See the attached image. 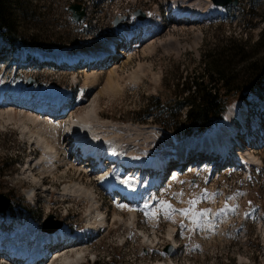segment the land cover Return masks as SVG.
I'll use <instances>...</instances> for the list:
<instances>
[{"label": "rangeland", "instance_id": "1", "mask_svg": "<svg viewBox=\"0 0 264 264\" xmlns=\"http://www.w3.org/2000/svg\"><path fill=\"white\" fill-rule=\"evenodd\" d=\"M71 2L85 5V16L78 23L71 19L67 10ZM173 4L207 12L205 17L200 15L199 24L173 23L164 17L165 11ZM216 7L211 0H16L13 14L21 40L39 44L35 47L44 50L64 48L84 53L102 41L100 39L115 35L113 20L116 17L120 19V25L137 28V25L133 26L139 21L133 14L137 9L145 13V18L159 14L164 29L156 31V36L147 39L138 49L134 48L130 56H111L110 62L108 59L86 71L82 66L71 70L38 65L30 57L26 64L16 67L18 63L13 61L15 54L3 50L0 55V81H3L2 76H6L4 83L7 86L31 81V87H44L56 93L69 90L75 95V100L69 106L68 116L72 114L79 118L90 105H95L99 122L109 123L98 128L96 133L99 136L104 133L107 143L116 144V150L119 147L124 155L130 152L131 158L136 160L149 157L151 169L156 171L152 158H156L159 152L161 155H174V148L188 138L204 139L201 135L183 137L185 134L179 125L176 132L171 127L174 126V117L160 121L163 113L161 106L173 104L178 96L187 94L184 81L191 80L202 70L204 55H217L219 47L229 40H237L243 44L240 56L244 59L239 62L234 60L236 64L233 67L239 80H246L252 66H264V0H238L236 6L228 4L219 7L215 13ZM154 18L156 20L157 16ZM154 25L152 29L149 25L147 30H156V23ZM136 38L133 37L132 41ZM123 46L117 44L121 51ZM86 72L94 73L96 77L87 78ZM73 75L76 77L74 82ZM80 99L83 102L78 105ZM6 107L9 109L12 106ZM230 108L240 109L237 116L244 108L247 119L245 130L240 127L233 134L228 128L227 133L233 136L234 149L240 148L235 144L243 147L237 151L239 156L243 155L241 165L219 166L215 160L202 158L198 168L185 164L175 178L169 179L165 174L177 160L168 162L170 166L161 185L148 190L149 200L135 210L133 217L110 198H101L103 192L94 183L96 174L88 177L93 179L91 184L84 177L88 169H82L80 165L81 176L76 168L68 170L62 164L52 174L39 175L37 182L32 184L26 177L25 167L43 154L33 134L37 131L36 127L24 120L29 129H23L20 116L0 117V193L11 202L6 214H17L19 220L28 214L40 226H52L54 222L61 221L71 231H82L90 238L79 246V251L84 256L92 252L97 264H159L169 257L175 264H264V142L258 141L257 137L264 130L249 132L250 119H264V94L260 97L251 95L246 101H232ZM184 113L182 108L178 120H184ZM60 118L63 127L64 117ZM122 125H127V130H123ZM38 132L40 136L48 137L46 130ZM66 140L68 136L63 141L65 149L60 150V158L69 148ZM53 143L58 146L55 141ZM129 145L133 147L129 148ZM127 168L128 165V171ZM144 174L150 176L148 172ZM73 182H80L95 192L94 199L101 204L107 227L98 235L85 232L84 228L91 202L84 198L76 199L75 196L71 201L62 196L63 192L70 194L64 191V187ZM30 189L33 190L34 204L28 197ZM72 194L77 195V192ZM193 198L197 201L195 210H210L207 216L202 214L198 222L179 211L193 207L190 203ZM161 201L173 206L170 215H165ZM225 202L235 205V210L227 207ZM153 209L157 211L156 216L145 215ZM0 216L6 219L7 215L0 213ZM168 231L172 232L177 244L176 250L171 249L170 252L164 250L170 238ZM69 249L65 253L74 255L75 248ZM92 257L88 259L85 256L81 264H92Z\"/></svg>", "mask_w": 264, "mask_h": 264}, {"label": "bare ground", "instance_id": "2", "mask_svg": "<svg viewBox=\"0 0 264 264\" xmlns=\"http://www.w3.org/2000/svg\"><path fill=\"white\" fill-rule=\"evenodd\" d=\"M174 5H176V6H174ZM218 8H219V6H217L215 9L213 8L215 13L218 11ZM195 10L194 11L193 10H189L184 5L180 6L179 4H173V5H171V7L167 11H169L168 15L171 16V17H174L173 15L179 14L177 11H181L183 13L191 15L189 17L190 18L189 20L176 19V20H172L171 21L173 23L178 22V23H181V24H184V25H189V24L191 25V24L198 23V20L201 19L200 15L203 14L204 17H205L206 12H207L206 10L205 11L201 10L199 12L195 11ZM158 18L159 17L157 16V19L155 20V18H154L153 21H155L154 24L156 23V27H154V28H157L156 30L158 32H160V31H162L164 29V25L162 24V20L158 19ZM139 22L142 25V26H140V28H142L143 33L139 34V37L136 38L134 41H132V44L131 45L129 44V46L127 48L123 47L122 51L120 50L119 47L117 49V44H123V40H124V42H128L127 36L130 35V34H132L133 37L135 38L137 34L134 35L133 32L136 29L130 30V28H126V27H124L122 25V27L120 29H116L117 33L115 32L114 36L111 35L112 37L110 36L108 38L100 39L102 41H99L98 43H96V45L92 49H87L84 53H82L81 51H78V50H71V49L70 50H68V49L67 50H61V51H59L57 53L61 54V55H68V57H71L73 59H78L81 56H83L85 61H87L88 58H89L88 63H90V61H92L91 64L93 63V65H89V68H87V70H90L91 68L96 67V64H95L96 62H98V63L106 62V60H108L111 56H114V55L126 54L127 57H128V56H130V53L133 50L138 49V47L142 46V42L141 41L145 40V38L146 39L151 38L156 33V32H154L152 30L150 32V30L146 29L147 28L146 25L150 22L148 17L145 20L139 21ZM151 24H153L152 20H151ZM154 24H153V26H155ZM144 28H145V30H144ZM129 41L131 43V40H129ZM103 53H107L108 55H104V56L101 57V55ZM98 57H100V58L97 59ZM90 59H92V60H90ZM60 69H65V68H60ZM113 70L115 72V69H113ZM85 76L87 78L88 77L90 78V76L94 77L95 74L86 72ZM87 78H86V80H87ZM113 78L114 77H112V79ZM72 79L75 81L76 77L73 75ZM108 80L109 79H107V82H108ZM14 86H16L17 88H15ZM89 86H92V85H89ZM10 88H12V90H10V91L12 93H14L15 95H17V97H19V99H27V97H28L27 94L31 93V91H33V93L36 94L37 96L41 95L43 97V98H41V99H43V102H48L49 99H47V98H48L49 95H51V93H48V94L44 93L46 91V89H42L41 90L40 87H38L37 89H33V87L29 86L28 84H25L24 82H21L20 85H18V84L17 85L16 84L15 85H11ZM1 94H2V90H0V95ZM1 100L2 99H0V102H1ZM16 101H17V104L10 103V102H7V101L6 102L3 101L2 104H0V117H3L5 115L8 118H13L14 116H20V118L22 119V122H23L22 123V125H23L22 128L23 129H29L28 128L29 126L27 127V124L24 125V120L30 121L34 125V127H36L37 131L34 132L33 134H35V139H36L37 143L39 144L40 148L42 149L43 154L40 156V158H37V160L35 159L36 161H33V163H30L29 165H27L25 167L26 168L25 172H27L26 177L30 180V182L32 184H35L37 182V178H39V175L46 176L47 174L48 175L52 174L53 170L54 169H58V167L61 166L62 164L67 166L66 168L68 170L76 168L79 176H81L82 170H80V168L77 165V163L75 164L74 162L70 161L72 152L71 153L69 152V154H68V151H67V150L70 151V150L74 149L72 147V145H71V141L68 143V147L69 148H67L66 151L64 152L65 154H64L63 158H60V156H61L60 155V150L62 151L63 149H65V147L63 146V141L65 140V137L67 136L66 129L70 130V132L74 136V141L75 140H80L81 141V144H78V143L75 144L78 147H84V146L88 145L90 147H93L94 149H99L103 145L102 143H105L107 145H104V146H106V147H108L110 149H115L116 150V146L117 145L114 144V143H107V141H108L107 139L108 138H106L104 136L105 135L104 133H103L104 135L101 134L100 136L96 133V131H98V128H101L102 126H104V124H109V123H107V122H104V123L99 122L98 115H97V113L95 111V105H90V108L89 109L87 108L85 113L83 115L79 116V118H77L78 116H74L72 114L70 116H67L68 117L67 118L68 121L65 122L63 127H61L60 119H62V118H60V117H64V116L60 115V117H59L60 119H58V117L55 116L56 114H58L59 111H55V112H53V115H51V114L45 112L44 109L42 110L44 112H40V109L39 110H33L30 107L23 106V105H18L20 102H22L21 100L17 99ZM82 102L83 101L80 99V101L78 102V105H80ZM20 104H22V103H20ZM6 105H11L12 107L7 109ZM24 105H26V104H24ZM231 113H237V111H235V110H232L231 112L226 111L225 118L227 120H229ZM31 123H29V124H31ZM125 126H127V125L123 126V130H127V129H125V128H127ZM234 126H235V124H234ZM120 128H122V127L120 126ZM102 129H99V130H102ZM39 130H41V131L42 130H46L48 132V137L40 136L39 135L40 133L38 132ZM244 130H245V128H244ZM27 132H30V130H28ZM226 132H228V126H226V122H224V123L222 122V123H220V127L218 128V131H216L215 133L210 134L208 136L201 137V138H204L202 140L189 139V138L187 140H185L184 143H181V145H179V146L174 148L175 149L174 155H172V154L170 155V153L161 155L160 152L158 151L159 155H157L156 158H152L153 166H157L156 171H161L162 167H163L162 166V162L163 161L166 162L167 160H170L171 157L184 159L183 155H184V151L185 150L187 152L188 151H197L198 149H205V150L208 151V150H210V148H212V147H210L211 146L210 144H209L210 146L208 148V143L211 142V141H213L218 147L219 146L221 147L222 146V142L218 141L219 139L218 140H216V139L218 138V136H220L221 138L225 139V141H228V139H229L228 136L226 135L227 137H225ZM167 136H169V135H167ZM97 138L103 139L104 142L97 143V141H96ZM69 139H71V137H69ZM53 141L58 143V146L55 145V143H53ZM211 144L213 145L212 142H211ZM123 145H125V142H124ZM167 146H169V145H167ZM122 147H124V146H122ZM122 147H120V148H122ZM132 147L130 146L129 148H132ZM137 148L138 147H136V149ZM124 149H125V147H124ZM117 150H119V147H118ZM169 150L171 151V149H169ZM149 151H151V148L149 149ZM154 151H157V150H154ZM210 151H212V150H210ZM237 151H238V149H237ZM133 152H134V149H133ZM144 152H145V150H144ZM98 153H101V152H98ZM106 153H107L108 157L113 156L110 152H106ZM129 153H127V154L125 153L126 156H124V159H128L127 162H129V163H127V162L124 163V167H127V165H128L127 169L129 171V173L125 175V174L121 173L122 171H120V177L126 178L128 181L135 182L136 185L141 186L142 184L140 183L139 179L136 176H130V174L134 173L133 175H136V174L139 175L140 174V170L143 171L146 168L147 169H151L152 168L150 166L151 162H149V157H144L143 156L142 158H139V159L136 160L135 158H131V153L130 154ZM140 153H142V152H140ZM155 154H156V152H155ZM99 155L100 154H98V156ZM236 155L239 158L243 157V155L239 156L238 152H236ZM132 159H134V160H132ZM118 160L119 159L117 157L116 161H118ZM85 165H86V163L82 166V169H85V168H83V167H85ZM91 165L92 164H88V167H89L88 168V173H86V175H84V177H86V178H88L91 175H95V174L99 175L102 172V170H100V168L97 166L96 162L93 163L92 166ZM119 166H120V170H122L123 168L121 167V165H119ZM194 166H195V164H193L191 167L194 168V169L198 168V165H196L197 167H194ZM202 168H204V166H202ZM177 169H180V163L178 164V167H174L173 166V168L170 169V171L172 172L171 174L173 176L177 174V172H178ZM35 171H36V173H35ZM156 171H155V168H153V172L151 173V177L150 178L147 177L144 186L140 187L142 190L139 191V193L137 194L136 197L133 196L137 200L136 202L138 203V205H140L141 203H144L145 201L149 200L150 197L148 196V190H151L155 186L154 179H155V176L157 174ZM92 180H89V178H88V181L91 184H93ZM94 183H95V181H94ZM41 186H43V183H41ZM95 186L98 187L97 189H101V187H100V185L98 183H95ZM64 191H67V192L70 193V194H65L64 192L62 193V196H66V199H68V200L72 201L73 197L75 196L76 199L84 198V199H88L91 202V206H90L91 210L89 211V208H88V212L89 213L87 212V214H86L87 215L86 216L87 217L86 218V223H87L86 227H88L90 229V231H93L96 227H99V226H102L104 228L107 227L105 213L101 210L102 207L98 203V201L94 199V193L95 192L90 190L88 187L83 186L80 182H73L69 186H65L64 187ZM121 191L123 192L125 190H121ZM72 192H77V195L72 194ZM123 194H127V193L123 192ZM118 204L126 205V207H122V208L125 209L129 213V215L132 216V217H133V215L135 213L136 208L138 207V205L136 206L135 202H133V203L132 202H126L125 200H121L120 203H118ZM34 224L37 225V223H34ZM66 228L67 227L65 226V224H63L61 227L57 228L53 232H48V231H51L49 227H42V231H45V233H50V234H48L49 238H59L60 239V237L58 236L59 233H62V236H64L63 233L66 230ZM32 229H33V225L31 223H28L26 228L21 232V235L24 234V236H26V235L30 236L31 233H32ZM39 229L41 230V228L37 225L36 230L38 232H40ZM171 233H172L171 231H168V234L170 236V238H168L169 239L168 244L170 246H172L171 248H173V250H176L175 249V247L177 245L176 244V240L174 239V236ZM21 235L18 236L17 239H20L22 237ZM79 237L81 239H82V237L84 238V233L79 234ZM1 238L2 237H0V239ZM77 244H78V246H77ZM77 244L76 243L72 244V245H67V243L65 245L60 244L62 246H60V247L57 246L58 248L52 254V256H53L52 257V261L47 262L45 260V261H41L40 264H79L80 260H82L83 252L79 251V246H81V242H79ZM75 246H77V247H75ZM69 248L70 249L71 248H76L75 251H74V255L71 256V255H68L67 253H64ZM8 253L9 254H13L10 250L8 251ZM22 253L24 254L25 252H22ZM170 254H173V252H171ZM170 254H168V257L170 256ZM36 264H38V263H36ZM159 264H175V263L172 260V258L169 257V258H167V259H165L163 261H160Z\"/></svg>", "mask_w": 264, "mask_h": 264}, {"label": "trees", "instance_id": "3", "mask_svg": "<svg viewBox=\"0 0 264 264\" xmlns=\"http://www.w3.org/2000/svg\"><path fill=\"white\" fill-rule=\"evenodd\" d=\"M15 3L16 0H0V38L13 44L39 45L25 43L21 40L14 22L13 9ZM242 46L240 41L229 40L226 45L218 48L219 54L204 55L202 57V70L191 80L184 81L183 85L187 94L178 96L179 99L173 104L161 106L165 116L161 113L160 121L165 122L167 117H174V126H170L176 132L179 125L186 136L199 135L209 132L221 120L227 105L231 101L239 98L245 99L252 92L262 94L264 92L263 65L252 66L245 81L239 80L234 71L233 65L236 64L234 60L236 59V62L244 61L240 56ZM182 108L185 109L184 120L180 121L178 120V113Z\"/></svg>", "mask_w": 264, "mask_h": 264}, {"label": "water", "instance_id": "4", "mask_svg": "<svg viewBox=\"0 0 264 264\" xmlns=\"http://www.w3.org/2000/svg\"><path fill=\"white\" fill-rule=\"evenodd\" d=\"M212 2L214 4L217 5H225V4H232V5H237L238 0H212ZM68 11L71 12V17L76 21H80L83 16H84V10H83V6L80 3H72L68 6ZM134 14L138 17V18H143L144 17V13L141 10H136L134 12ZM114 25L116 27L119 26V20L117 18L114 19ZM9 204V199L7 197H5L2 193H0V212L4 211L7 206ZM51 219V217L49 218ZM61 225L60 221H56L54 223V226L52 227V229H55L57 227H59ZM170 249V246H168L165 250L168 251Z\"/></svg>", "mask_w": 264, "mask_h": 264}, {"label": "snow or ice", "instance_id": "5", "mask_svg": "<svg viewBox=\"0 0 264 264\" xmlns=\"http://www.w3.org/2000/svg\"><path fill=\"white\" fill-rule=\"evenodd\" d=\"M124 182L126 184H128L129 187H132L131 183H129L128 180H125ZM204 191H205V194H207V190H204ZM196 202H197L196 199L193 198L191 200V202H190L193 207L182 208L179 211L183 215L189 216L190 219H192L193 221L198 222L200 220V218H201V215L203 214L204 216H207V214L210 212V210L206 209V208L205 209L195 210L194 205L196 204ZM225 203H226L227 207H231L233 210H235V207H236L235 205H228L227 202H225ZM118 206L119 207H126V205H123V204H120ZM161 207L164 208L166 216L170 215V210L172 209L173 206L169 202L161 201ZM220 211H224V209H220ZM145 215L156 216L157 215V211H156V209H153L150 213H145Z\"/></svg>", "mask_w": 264, "mask_h": 264}]
</instances>
